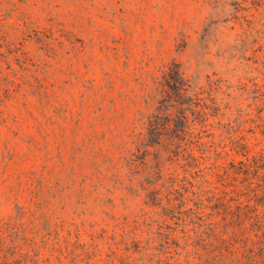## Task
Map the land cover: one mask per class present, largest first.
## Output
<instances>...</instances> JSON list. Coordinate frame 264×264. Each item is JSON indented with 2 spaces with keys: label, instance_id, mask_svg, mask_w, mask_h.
<instances>
[{
  "label": "rangeland",
  "instance_id": "obj_1",
  "mask_svg": "<svg viewBox=\"0 0 264 264\" xmlns=\"http://www.w3.org/2000/svg\"><path fill=\"white\" fill-rule=\"evenodd\" d=\"M262 93L264 0H0V223L46 264H173L153 201Z\"/></svg>",
  "mask_w": 264,
  "mask_h": 264
},
{
  "label": "trees",
  "instance_id": "obj_2",
  "mask_svg": "<svg viewBox=\"0 0 264 264\" xmlns=\"http://www.w3.org/2000/svg\"><path fill=\"white\" fill-rule=\"evenodd\" d=\"M261 97L264 102V93ZM258 122V131L251 129L249 136L231 143L230 152L239 160L228 161L232 154L214 144L204 150L208 157L193 156L184 176L166 187L165 204L153 201L161 225L179 235L173 264H264L262 115ZM18 218L0 223V264H46L48 259H37V243L24 233ZM49 242L45 236L43 244ZM157 264L170 263L160 259Z\"/></svg>",
  "mask_w": 264,
  "mask_h": 264
}]
</instances>
